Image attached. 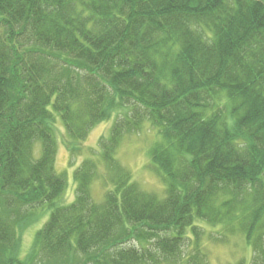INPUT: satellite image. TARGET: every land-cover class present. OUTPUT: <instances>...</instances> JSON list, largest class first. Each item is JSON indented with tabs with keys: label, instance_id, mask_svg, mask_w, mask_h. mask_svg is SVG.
Listing matches in <instances>:
<instances>
[{
	"label": "trees",
	"instance_id": "trees-1",
	"mask_svg": "<svg viewBox=\"0 0 264 264\" xmlns=\"http://www.w3.org/2000/svg\"><path fill=\"white\" fill-rule=\"evenodd\" d=\"M111 119L64 203L57 123ZM145 125L161 195L115 158ZM204 233L264 264V0H0V264H208Z\"/></svg>",
	"mask_w": 264,
	"mask_h": 264
},
{
	"label": "rangeland",
	"instance_id": "rangeland-1",
	"mask_svg": "<svg viewBox=\"0 0 264 264\" xmlns=\"http://www.w3.org/2000/svg\"><path fill=\"white\" fill-rule=\"evenodd\" d=\"M113 120L104 121L95 125L90 131L85 140L77 143H69L65 137V131L61 124L57 123L54 133L57 144V155L55 168L59 173H64L68 179V189L63 195L64 203H70L75 195V186L72 182V172L78 165H81L85 160L98 161L99 154H92L93 150H98V140L101 137L107 138ZM154 141V131L150 125H145L139 134L126 136L116 150L115 158L120 165L128 171L132 179L147 192H155L158 195L162 194L163 183L160 176L154 173L151 169L150 162V147ZM71 147L78 149L76 155H70ZM99 173L104 175L103 166L101 164ZM97 185V186H96ZM100 189H103L102 182L93 183L92 193L95 198H98ZM46 214V213H45ZM48 214L39 217L38 223L29 226L21 231V255L24 257L29 252L34 231L42 224L43 219H46ZM205 230L209 233H222L223 229L219 227L205 226ZM208 233H204L199 239L201 252L208 264H237L244 260V264H249L251 259V250L245 245L243 238L238 235H227L223 241H209Z\"/></svg>",
	"mask_w": 264,
	"mask_h": 264
}]
</instances>
